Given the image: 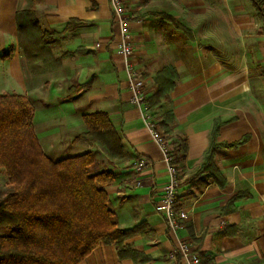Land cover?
<instances>
[{
  "label": "crops",
  "instance_id": "obj_1",
  "mask_svg": "<svg viewBox=\"0 0 264 264\" xmlns=\"http://www.w3.org/2000/svg\"><path fill=\"white\" fill-rule=\"evenodd\" d=\"M123 2L131 15L134 63L145 78L147 96L154 94L155 76L162 69L172 68L179 76L169 100L154 110L159 126L167 111L173 113L169 140L175 148L177 136L188 141L187 151L177 153L182 183L176 205L187 218L176 233L155 210L169 179L167 165L132 103L110 0H43L36 5L41 27L58 39L45 60L37 62V71L21 48L16 20L32 1L0 0V95L27 96L35 108L34 127L40 106L37 136L45 154L56 157L53 161L64 159L59 144L74 127L78 134L84 131L82 116L96 112L107 114L123 144L124 156L110 160L82 139L72 141L82 146V154L102 155L97 171L115 176L106 188L114 221L121 230L135 229L120 242L122 258L115 243H100L80 264H171L169 254L180 239L192 242L201 264H264L263 19L252 0ZM71 20L81 24L67 28ZM217 122V143L247 137L216 153L226 184L221 187L206 176L187 184L204 162ZM47 126L55 127L48 131ZM138 159L149 163L142 173L131 165ZM177 264L187 263L179 258Z\"/></svg>",
  "mask_w": 264,
  "mask_h": 264
},
{
  "label": "trees",
  "instance_id": "obj_2",
  "mask_svg": "<svg viewBox=\"0 0 264 264\" xmlns=\"http://www.w3.org/2000/svg\"><path fill=\"white\" fill-rule=\"evenodd\" d=\"M31 1L29 8L17 12L16 20L21 48L32 70L37 71V62L45 60L58 39L54 38L55 32L43 29L37 18L36 5L43 0ZM252 2L264 21L261 0ZM166 18L181 27L173 17ZM74 24L81 23L71 20L67 28ZM178 78L172 68L156 74V90L147 99L152 110L169 100ZM34 115L35 108L28 97L0 95V170H4L9 187L0 193V264H80L100 243H115L122 258L124 249L120 242L135 229H119L109 208L106 188L114 182V173L93 171L92 152L51 160L39 142ZM82 120L87 131L79 139L99 147L110 160L124 156L121 139L107 114H87ZM173 122V113L167 111L160 121L167 136ZM219 126L215 123L204 162L187 184L195 185L206 176L225 186L215 163L216 153L223 147H237L247 137L232 144L217 143ZM176 143L173 154L177 161L178 151L185 153L188 141L177 136Z\"/></svg>",
  "mask_w": 264,
  "mask_h": 264
},
{
  "label": "built area",
  "instance_id": "obj_3",
  "mask_svg": "<svg viewBox=\"0 0 264 264\" xmlns=\"http://www.w3.org/2000/svg\"><path fill=\"white\" fill-rule=\"evenodd\" d=\"M264 11V0H261ZM113 20L119 28L117 52L124 62L127 84L132 95V103L140 110L146 129L150 132L153 141L158 145L164 156L169 175L168 181L162 188L161 196L155 205V210L165 216L167 226L176 233L179 222L187 218L184 211L176 209L177 196L182 183L180 169L173 154L172 146L165 132L159 127L156 112L148 104V96L145 90V78L134 63L133 35L130 30V14L123 0H110ZM100 44H97L99 47ZM145 159H138L131 163L137 173H142L148 166ZM183 259L187 264H201L199 254L193 249L192 242L180 239L176 248L169 254L171 264H177L178 259Z\"/></svg>",
  "mask_w": 264,
  "mask_h": 264
},
{
  "label": "rangeland",
  "instance_id": "obj_4",
  "mask_svg": "<svg viewBox=\"0 0 264 264\" xmlns=\"http://www.w3.org/2000/svg\"><path fill=\"white\" fill-rule=\"evenodd\" d=\"M131 17V15H130ZM130 22H131V18H130ZM130 30H131V27H130ZM27 97V96H26ZM30 100V99H29ZM31 101V100H30ZM33 104V103H32ZM34 106V105H33ZM37 117H36V120H35V131L37 132V135L39 133V129H40V122H41V113H43V110L40 108V106H37ZM87 115V114H86ZM80 114L77 115V119L75 118V120L78 122L79 125H81L80 123ZM157 121H158V117H156ZM84 123V122H83ZM85 125V124H84ZM55 126H53L52 128L50 126H47V130L50 131V130H53ZM86 127V126H85ZM160 127V126H159ZM58 128H61V131L62 130H66L67 128L61 126V127H58ZM161 128V127H160ZM55 130V129H54ZM87 131V128L84 129V131H82L80 134H82L83 132ZM164 131V130H163ZM79 133V130L78 128L74 127L73 130L70 131V133H68V135L66 136V138L59 144V149H60V153H61V156H63L64 158H68V157H73L75 155H78V154H82L83 153V148L82 146H78L80 144H72V141H74V138L75 137H78L80 134ZM63 134V133H62ZM78 134V135H77ZM170 136H167V139L169 140ZM66 140V141H65ZM84 144V140L83 142H81ZM87 143V142H85ZM169 143L170 145L172 146V149H175V146L172 144L173 142H171L169 140ZM82 144V145H83ZM96 147V146H95ZM96 148H99V147H96ZM99 150H101L99 148ZM101 153L104 152V151H100ZM102 156V155H101ZM101 156H98L97 154L95 155V157H98L96 162L94 161V164L92 165V170L93 171H97L98 168H102L103 166V163L101 162V159L103 157ZM94 157V159H95ZM53 160H55L56 157H51ZM177 162V161H176ZM102 163V164H101ZM99 166V167H98ZM179 166V165H178ZM8 179L5 177L4 175V172L0 171V193L1 192H5L9 189L8 185ZM1 234L3 233L2 231L0 232Z\"/></svg>",
  "mask_w": 264,
  "mask_h": 264
}]
</instances>
